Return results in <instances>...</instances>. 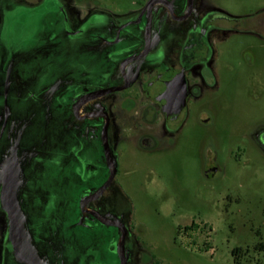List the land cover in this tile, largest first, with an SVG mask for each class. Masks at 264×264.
Here are the masks:
<instances>
[{
	"label": "rangeland",
	"instance_id": "1",
	"mask_svg": "<svg viewBox=\"0 0 264 264\" xmlns=\"http://www.w3.org/2000/svg\"><path fill=\"white\" fill-rule=\"evenodd\" d=\"M59 7L72 31L91 10L89 0H0V264H119L116 227L77 225L82 195L108 172L101 120L77 122L72 108L79 94L118 84L123 55L111 60L101 37L67 38ZM193 10L252 16L264 0H194ZM167 32L168 49L177 37ZM241 50L232 41L223 51L232 69L219 75L217 101H203L202 115L192 105L169 138L160 123L154 149L111 121L116 176L89 206L125 227V264H235L231 251L246 245L241 264H264L249 234L264 230V152L254 142L264 124V52L254 47L244 67Z\"/></svg>",
	"mask_w": 264,
	"mask_h": 264
},
{
	"label": "flooded vegetation",
	"instance_id": "2",
	"mask_svg": "<svg viewBox=\"0 0 264 264\" xmlns=\"http://www.w3.org/2000/svg\"><path fill=\"white\" fill-rule=\"evenodd\" d=\"M89 4L91 10L88 18L77 31L71 30L64 9L59 7V10L64 21L65 34L70 36L67 38L76 42L79 39L76 36H83L85 33L88 37H101L99 47L109 52L111 60L123 55L118 63L120 79L117 85L79 94L73 101L72 114L77 122L101 120L103 156L102 131L106 127L108 142L111 121L120 130L123 129V132H128L139 144V148L152 150L156 146L155 131L160 123L169 138L183 129L192 105H199L198 114L202 115V103L217 101L215 91L218 80L221 79V71L232 69L227 63L223 65L222 60L223 51L230 42H241V54L245 57L242 61L244 67L252 64L249 54L254 47L257 46L264 52V10L252 16H233L213 10L194 14V0H184L183 10H180L176 0H89ZM126 5L130 12H122L121 15L115 13L114 10L122 9ZM170 26L173 27L171 33L167 32ZM164 32L169 37H177L168 49L161 47L160 37ZM230 34L248 37H230ZM95 41L93 39L91 42ZM261 67L264 68V65ZM102 91L110 92L98 96ZM114 93L119 96L105 99ZM91 95H95V98L81 104L85 97ZM254 139L257 147L264 152V124L256 127ZM109 152L111 156L110 148ZM104 160L108 180L111 172L105 156ZM111 160L114 167L113 181L117 170L112 156ZM76 172L79 173V170L76 169ZM101 187L95 192L83 194L81 203ZM97 199L88 202L85 210L104 217L89 206ZM81 203V215L77 219V225L88 226L84 222L87 218L104 224L93 214L83 212ZM235 216L244 220L246 215L237 211ZM108 220L121 224L119 221ZM242 225L246 228L244 222ZM107 226L119 230L118 246L122 237L120 229L117 226ZM190 230L192 229L185 228L182 232L187 234ZM249 232L251 237L258 240L260 251H264V243L259 242H264V230L261 232L260 228L255 229L252 226L249 227ZM231 233H234V229ZM249 246L234 248L231 251L233 260L239 264L243 259L249 260ZM252 248L256 249L255 245Z\"/></svg>",
	"mask_w": 264,
	"mask_h": 264
},
{
	"label": "water",
	"instance_id": "3",
	"mask_svg": "<svg viewBox=\"0 0 264 264\" xmlns=\"http://www.w3.org/2000/svg\"><path fill=\"white\" fill-rule=\"evenodd\" d=\"M110 91H102L101 93H99L98 96H102L106 93H108ZM97 96V95H96ZM92 98H95V95H91V96H87L85 97L82 101H81V104L88 101V100H91ZM78 108V107H77ZM77 108H75V111L77 110ZM102 145H103V150H104V156H105V159H106V162L108 164V167L110 169V177L109 179L107 180V182L95 193L93 194L91 197H89L88 199H85L82 203H81V209L83 212H88V213H91L93 214L98 220H100L102 223L106 224V225H112V226H117L120 231H121V234H122V237L120 238L119 240V244L117 246V253H118V257H119V261H120V264H125V255H124V238H125V234H126V230L124 228V226H122L121 224L119 223H115V222H111L109 221L108 219L100 216L99 214L97 213H94V212H90V211H86L85 210V205L92 201V200H95L97 199L102 193L103 191L110 185L111 181H112V178L114 176V167H113V164H112V160H111V156H110V152H109V148H108V142H107V137H106V127L103 129L102 131Z\"/></svg>",
	"mask_w": 264,
	"mask_h": 264
},
{
	"label": "trees",
	"instance_id": "4",
	"mask_svg": "<svg viewBox=\"0 0 264 264\" xmlns=\"http://www.w3.org/2000/svg\"><path fill=\"white\" fill-rule=\"evenodd\" d=\"M233 256V255H232ZM235 264H239L236 260H234Z\"/></svg>",
	"mask_w": 264,
	"mask_h": 264
}]
</instances>
